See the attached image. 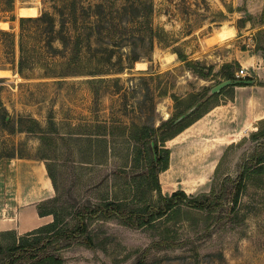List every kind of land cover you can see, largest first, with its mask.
<instances>
[{
	"label": "rangeland",
	"instance_id": "obj_1",
	"mask_svg": "<svg viewBox=\"0 0 264 264\" xmlns=\"http://www.w3.org/2000/svg\"><path fill=\"white\" fill-rule=\"evenodd\" d=\"M71 1L15 0L9 10V0H0V264L8 247L36 237L31 231L40 226L9 228L20 212L30 216L29 205L42 203L60 226L72 227L74 213L87 206L143 207L178 189L221 192L225 204L212 213L180 205L142 227L91 218L93 246L63 240L48 249L62 263L44 261L40 251L16 264H264V168L251 160L257 153L264 167V137L253 135L264 129L257 119L264 110V0H78L88 8L106 2L114 12L93 43H46L33 23L39 39L20 43V7L59 19ZM75 17L85 38L80 8ZM152 25L165 28L173 44L152 41ZM174 46L198 65L179 59ZM227 63L255 82L228 86L200 109V119L159 143L170 149V163L155 189L136 133L158 128L223 81ZM246 164L245 187L230 210L233 180ZM48 215L43 225L55 218Z\"/></svg>",
	"mask_w": 264,
	"mask_h": 264
},
{
	"label": "trees",
	"instance_id": "obj_2",
	"mask_svg": "<svg viewBox=\"0 0 264 264\" xmlns=\"http://www.w3.org/2000/svg\"><path fill=\"white\" fill-rule=\"evenodd\" d=\"M15 0H9V10L14 7ZM72 7L71 11L59 9V19L57 16L45 11L39 16H22L20 17V26L22 30L21 42L28 43L29 40H34L32 37L34 34L38 36V31L28 27L29 23H33L38 27H43V34L48 35L46 43H53V41H58L60 43H86L94 42V34H102L104 29H108L114 22V12L108 9L106 2H98L94 7H86L84 4L79 3L78 0L71 1ZM83 15V20L81 26L88 33L85 38L82 37L83 30L78 28V19L76 16L77 10ZM261 22L264 25V8L261 13ZM77 30V33L74 31ZM151 40L157 39L159 42H166L167 37H169L168 32L163 27L150 26ZM43 36V35H41ZM38 38V37H37ZM39 39V38H38ZM84 39V40H83ZM145 39V38H144ZM143 39V40H144ZM45 40V39H44ZM173 44V43H172ZM169 42H166L167 46H171ZM173 51L177 53L179 59L185 61L188 65L196 67L198 64L190 60L179 46H174ZM137 59V58H136ZM23 56L21 58V64L23 63ZM237 63H227L223 65V77L225 79L237 80L238 82L234 85H247L243 80L252 79L251 77L238 78L236 77L234 71L232 70ZM202 74L203 71H200ZM230 85V86H234ZM228 87V86H227ZM225 87L219 93L208 95L209 88L204 94L193 103L188 105L184 110L177 113L174 117L168 121L162 123L158 128H150L145 126L140 129L135 135V139L140 143L139 153L146 162L145 172L150 178L155 181V189L161 190V185L159 183V174L165 171L169 167L170 163V149L167 147H161L160 142L165 143L167 140L175 137L180 132L184 131L186 128L195 123L204 114L198 113L200 109L214 96L223 93L227 88ZM176 99V97H175ZM196 108L188 112L193 107ZM205 111L204 113L208 112ZM259 124L264 125V119H261ZM255 137H264V129L259 126L258 130L253 133ZM258 166H261L258 170H262L263 159H261L257 153L251 158ZM245 165L239 176L233 180L234 187L231 190L229 197V207L233 210L238 204L240 199V194L245 187L246 178L248 176L249 167ZM52 176V175H51ZM159 200L156 203H151L143 207H127L123 203L108 201L94 208L85 207L83 210H77L74 213L77 223L72 227H62L60 226L61 219L58 217L57 213L53 210H45L42 203L38 204V211L40 215L54 214L55 218L52 222L40 226L31 231V233L36 234L35 238L31 242L23 243L21 245H12L8 247V255L6 256L3 264H16L19 259L24 257L25 253H30V256H36L38 252L45 251L43 254L44 261L49 260L54 263H62L63 258L56 257L53 253L49 252V248L52 245L58 247L61 246L63 240H72L81 238L88 246H93V239L91 235L88 234L89 222L91 218H96L98 216L102 217H112L115 216L119 218L124 224L130 226L142 227L145 226L157 218L168 215L177 206L185 205L194 209H200L202 211L212 213L216 211L219 207L225 204L223 194L211 192L209 194L204 193L203 195L190 196L183 189L175 190L171 195L164 196L161 194ZM162 243L166 242L163 238ZM168 242V240H167ZM138 264H146L144 260L138 262Z\"/></svg>",
	"mask_w": 264,
	"mask_h": 264
},
{
	"label": "crops",
	"instance_id": "obj_3",
	"mask_svg": "<svg viewBox=\"0 0 264 264\" xmlns=\"http://www.w3.org/2000/svg\"><path fill=\"white\" fill-rule=\"evenodd\" d=\"M253 61H254V59H253ZM241 63H242V61H240ZM255 62V61H254ZM243 64V63H242ZM242 86H244V85H242ZM256 101V99L255 98H253V99H251V101L249 100V104L251 105L252 104V102L254 103ZM239 102V101H238ZM220 106V104L218 103V104H216V105H214L212 108H211V110H209L208 112H207V114H209V113H211L212 111H213V109H215L216 107H219ZM220 110V109H219ZM218 110V111H219ZM206 114V115H207ZM263 119L264 118V110L262 111V113L261 114H259V116L257 117V119ZM162 173V172H161ZM46 181L48 182V180L46 179ZM38 185V184H37ZM39 186H40V184H39ZM35 192H39V191H41L42 189H38L37 188V186H35ZM51 190V187H50V189H48V190H45V191H50ZM25 210H27V212H29V217H26V216H23L22 217V215L24 214V211L23 212H20L19 213V216L16 218V221H15V225H10V227L9 228H21L22 226H24V225H29V224H33L32 225V227L31 228H36V227H38V226H41V225H43V224H45L46 222H49L50 221V219H49V215H40L39 214V211H38V208H37V206H36V204H34V205H29V206H27V209H25Z\"/></svg>",
	"mask_w": 264,
	"mask_h": 264
},
{
	"label": "water",
	"instance_id": "obj_4",
	"mask_svg": "<svg viewBox=\"0 0 264 264\" xmlns=\"http://www.w3.org/2000/svg\"><path fill=\"white\" fill-rule=\"evenodd\" d=\"M237 82H238L237 80L225 79V80L219 82L218 84L214 85L213 87H211V89L209 90L208 95L219 93L225 87L230 86V85H234ZM243 82H245L246 84H252L255 81L253 79H247V80H243ZM195 108H196V106L193 107L192 109H190L188 112L190 113Z\"/></svg>",
	"mask_w": 264,
	"mask_h": 264
},
{
	"label": "bare ground",
	"instance_id": "obj_5",
	"mask_svg": "<svg viewBox=\"0 0 264 264\" xmlns=\"http://www.w3.org/2000/svg\"><path fill=\"white\" fill-rule=\"evenodd\" d=\"M19 14L21 16H35L37 15V11H36V8L34 7H20V10H19ZM4 23V22H3ZM5 26V25H4ZM3 26V27H4ZM230 34L232 33H229L227 31H220V35L224 38V37H228V36H231ZM218 35V34H217ZM137 65H138V68L142 69L144 68V63L143 62H140L138 61L137 62ZM240 133V131L238 132V134ZM222 139V138H221ZM49 188V187H48Z\"/></svg>",
	"mask_w": 264,
	"mask_h": 264
},
{
	"label": "built area",
	"instance_id": "obj_6",
	"mask_svg": "<svg viewBox=\"0 0 264 264\" xmlns=\"http://www.w3.org/2000/svg\"><path fill=\"white\" fill-rule=\"evenodd\" d=\"M236 76H237L238 78L245 77V76H246L245 69H244V68H241L240 71H238V72L236 73Z\"/></svg>",
	"mask_w": 264,
	"mask_h": 264
}]
</instances>
